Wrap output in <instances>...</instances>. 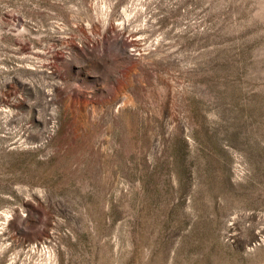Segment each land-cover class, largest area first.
<instances>
[{
  "label": "rangeland",
  "instance_id": "1",
  "mask_svg": "<svg viewBox=\"0 0 264 264\" xmlns=\"http://www.w3.org/2000/svg\"><path fill=\"white\" fill-rule=\"evenodd\" d=\"M0 264H264V0H0Z\"/></svg>",
  "mask_w": 264,
  "mask_h": 264
}]
</instances>
